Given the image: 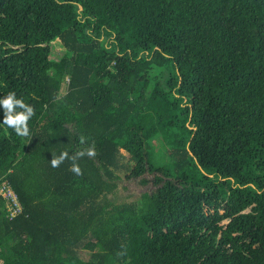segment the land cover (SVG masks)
<instances>
[{
  "label": "trees",
  "instance_id": "1",
  "mask_svg": "<svg viewBox=\"0 0 264 264\" xmlns=\"http://www.w3.org/2000/svg\"><path fill=\"white\" fill-rule=\"evenodd\" d=\"M9 92L35 115L0 107V264H264V0H0ZM122 149L154 189L99 202Z\"/></svg>",
  "mask_w": 264,
  "mask_h": 264
},
{
  "label": "rangeland",
  "instance_id": "2",
  "mask_svg": "<svg viewBox=\"0 0 264 264\" xmlns=\"http://www.w3.org/2000/svg\"><path fill=\"white\" fill-rule=\"evenodd\" d=\"M65 49L60 44L58 39H55L51 43V55L50 59L52 61L58 62L64 55ZM155 141L150 142V146L153 148L156 146ZM159 144V142H158ZM155 155H158L157 147H155ZM122 157H121V164L120 166L115 169L116 172V178H114V183H117L116 188L114 190L109 191L105 193L104 195H101L98 198V201L101 202L104 200V197H107L111 201L115 203H121V202H135L140 197L141 193L144 191H150L154 189V186L151 182L152 175L146 174L143 176V178H147V180L150 179V181L146 182L145 184L141 183L139 180H128L127 176L131 171V168L133 167V161L130 159L129 154L126 150L122 149ZM163 160L162 157H158V161L161 162ZM78 255L84 259H89V253L86 251H80L78 252Z\"/></svg>",
  "mask_w": 264,
  "mask_h": 264
},
{
  "label": "clouds",
  "instance_id": "3",
  "mask_svg": "<svg viewBox=\"0 0 264 264\" xmlns=\"http://www.w3.org/2000/svg\"><path fill=\"white\" fill-rule=\"evenodd\" d=\"M0 107H2L4 114L3 125L13 129L18 136L29 137L28 122L35 115V109L31 105L26 104L22 99L16 98L14 92H9L7 96L0 98ZM84 155V152H80L69 157L67 152H62L59 157H53L50 163L52 167L56 168L66 159H70L72 161L70 171L76 175H82V170L77 161ZM87 155L94 156V150H89Z\"/></svg>",
  "mask_w": 264,
  "mask_h": 264
},
{
  "label": "built area",
  "instance_id": "4",
  "mask_svg": "<svg viewBox=\"0 0 264 264\" xmlns=\"http://www.w3.org/2000/svg\"><path fill=\"white\" fill-rule=\"evenodd\" d=\"M0 198L4 200L5 217L7 219H11L21 212V204L17 194L3 183L0 185Z\"/></svg>",
  "mask_w": 264,
  "mask_h": 264
}]
</instances>
